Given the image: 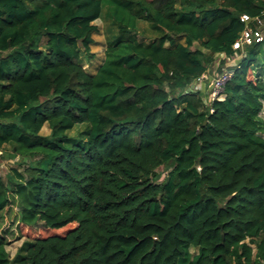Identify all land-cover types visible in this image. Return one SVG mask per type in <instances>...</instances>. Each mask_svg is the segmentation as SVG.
<instances>
[{
    "label": "trees",
    "instance_id": "1",
    "mask_svg": "<svg viewBox=\"0 0 264 264\" xmlns=\"http://www.w3.org/2000/svg\"><path fill=\"white\" fill-rule=\"evenodd\" d=\"M256 18L264 0H0V264H264V42L233 48ZM237 51L220 98L190 87ZM14 205L50 232L10 255Z\"/></svg>",
    "mask_w": 264,
    "mask_h": 264
},
{
    "label": "rangeland",
    "instance_id": "2",
    "mask_svg": "<svg viewBox=\"0 0 264 264\" xmlns=\"http://www.w3.org/2000/svg\"><path fill=\"white\" fill-rule=\"evenodd\" d=\"M95 23L98 26V32L92 35L94 39V43L91 45V51L93 53V57L89 60L83 61L84 67L89 72H93L99 63L102 61L104 56V47H105V39L102 32V22L100 20H96ZM248 44H244L240 50V52L244 53V47ZM239 51L235 52V54L226 60V62L222 61L220 57H215V62L212 66L209 67L207 72L204 74V77L200 78L197 81H193L190 85L193 89H202L210 92L211 89V81L215 77V74L218 72L217 68L220 67L221 70H228V67L236 61L239 56ZM261 114L264 117V106L261 110ZM49 130L47 126H43L41 129V134H48ZM73 132V131H72ZM1 153V152H0ZM17 166V157L12 158L8 156H3L0 158V172L2 175H5L10 167ZM163 177L165 170H161ZM17 207L11 206L4 213V222L3 228L6 229V237L8 239L7 249L10 255H13L16 248L21 244L24 239L34 238L38 235H44L50 232V230H45L42 228H28L23 225H19L16 221ZM64 229V228H63ZM62 230V229H61ZM60 231V230H59Z\"/></svg>",
    "mask_w": 264,
    "mask_h": 264
},
{
    "label": "built area",
    "instance_id": "3",
    "mask_svg": "<svg viewBox=\"0 0 264 264\" xmlns=\"http://www.w3.org/2000/svg\"><path fill=\"white\" fill-rule=\"evenodd\" d=\"M242 20H247L248 17L243 15ZM257 25L255 27L246 26L242 31L240 37L233 43V48L239 50L243 47L244 44H250L253 41L255 42H264V22L256 18ZM229 70H224L218 75H216L211 81V89H210V98H220L221 91L224 82L229 77Z\"/></svg>",
    "mask_w": 264,
    "mask_h": 264
},
{
    "label": "crops",
    "instance_id": "4",
    "mask_svg": "<svg viewBox=\"0 0 264 264\" xmlns=\"http://www.w3.org/2000/svg\"><path fill=\"white\" fill-rule=\"evenodd\" d=\"M195 82V81H194Z\"/></svg>",
    "mask_w": 264,
    "mask_h": 264
}]
</instances>
